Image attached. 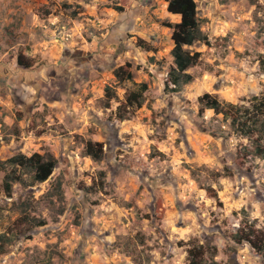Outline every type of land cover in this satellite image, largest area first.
Masks as SVG:
<instances>
[{
  "label": "rangeland",
  "instance_id": "1",
  "mask_svg": "<svg viewBox=\"0 0 264 264\" xmlns=\"http://www.w3.org/2000/svg\"><path fill=\"white\" fill-rule=\"evenodd\" d=\"M194 1L209 43L187 48L194 80L172 92L180 17L167 0H0V161L57 159L10 194L0 171V235L14 241L0 264H264L243 239L264 235L257 136L199 103L264 94V0ZM127 65L133 80L119 81Z\"/></svg>",
  "mask_w": 264,
  "mask_h": 264
},
{
  "label": "trees",
  "instance_id": "2",
  "mask_svg": "<svg viewBox=\"0 0 264 264\" xmlns=\"http://www.w3.org/2000/svg\"><path fill=\"white\" fill-rule=\"evenodd\" d=\"M168 11L180 17V22L174 25L172 41L173 49L171 55L173 58V67L168 73L166 88L172 92H180L184 86L193 82V76L188 72L199 61V54L192 53L188 47L196 43H209L208 36L202 31L200 21L197 15V5L194 0H167ZM20 62V61H19ZM132 67L127 65L118 69L115 76L119 81L124 79L133 80ZM124 75L127 78H124ZM148 87L142 84L132 92L128 98V106L137 108L142 107L144 103V93ZM167 91V90H166ZM107 100L114 99V93L110 88L106 90ZM202 111L213 110L217 115H222L225 122H229L232 131L239 136L251 138L257 136V146L254 155L264 157V147L261 140H264V94L252 98L249 107L235 105L231 103L220 102V100L210 94H205L199 99ZM118 119L126 120L129 115L127 112L117 114ZM101 147V146H100ZM86 155L92 157L96 162H100L104 157L102 149L95 150L88 147ZM57 166V159L52 154L40 155L38 153L32 156L18 154L5 162L0 161V171H5L3 187L6 193L10 194L15 184H25L24 174L29 175L32 183H44L53 174ZM58 196L63 198L62 184L58 183L55 188ZM32 223L36 226L44 225L33 219ZM252 237V238H251ZM238 241L241 237L237 236ZM247 241L264 260V235L252 232ZM13 239L6 235H0V256L10 252ZM194 264V263H193Z\"/></svg>",
  "mask_w": 264,
  "mask_h": 264
}]
</instances>
